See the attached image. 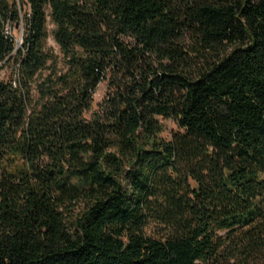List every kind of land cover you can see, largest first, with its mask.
I'll list each match as a JSON object with an SVG mask.
<instances>
[{
  "label": "trees",
  "instance_id": "16d2710c",
  "mask_svg": "<svg viewBox=\"0 0 264 264\" xmlns=\"http://www.w3.org/2000/svg\"><path fill=\"white\" fill-rule=\"evenodd\" d=\"M1 69L0 264H264V0H0Z\"/></svg>",
  "mask_w": 264,
  "mask_h": 264
},
{
  "label": "rangeland",
  "instance_id": "374dc122",
  "mask_svg": "<svg viewBox=\"0 0 264 264\" xmlns=\"http://www.w3.org/2000/svg\"><path fill=\"white\" fill-rule=\"evenodd\" d=\"M50 28L51 26H49V29ZM7 30L15 38L16 45L19 46L23 38L22 37L23 26L22 25H16V26L8 25ZM46 49L50 53L58 57L57 66L59 67V69H64L61 51H59V47L51 35H49V38L47 40ZM8 74H9V71H7V69H1L0 79L6 77ZM106 88H107L106 81H102V83L98 86L94 94V102H93L92 109H95L97 104L102 101ZM159 123L160 125H162V132L160 133L159 136L164 140L169 139L171 136V133L177 130V125H175L171 119H160L159 118ZM111 152H117V150L115 148H112ZM91 203H92V197L84 196V197H81L75 200V202L71 204H65V206L62 207L64 221L66 222V226L69 229L75 230V228L77 227L76 226L77 219L89 209Z\"/></svg>",
  "mask_w": 264,
  "mask_h": 264
}]
</instances>
